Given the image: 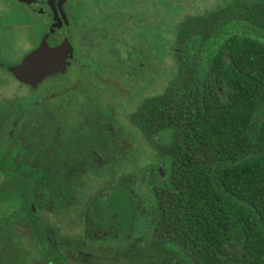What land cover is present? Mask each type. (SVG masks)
<instances>
[{
	"label": "flooded vegetation",
	"instance_id": "af4514ba",
	"mask_svg": "<svg viewBox=\"0 0 264 264\" xmlns=\"http://www.w3.org/2000/svg\"><path fill=\"white\" fill-rule=\"evenodd\" d=\"M96 1L0 0V264H128L126 254L136 264H188L170 243L155 244L157 175L167 174L160 139L142 135L131 115L133 134L126 130V105L108 108L113 99L95 87L109 79L88 60L103 50L120 61L125 36L144 30L146 45L147 27L154 50L157 0ZM63 45L64 70L36 87L15 76L30 53ZM81 89L90 106L76 112ZM140 137L160 164L126 176L141 158Z\"/></svg>",
	"mask_w": 264,
	"mask_h": 264
},
{
	"label": "trees",
	"instance_id": "16d2710c",
	"mask_svg": "<svg viewBox=\"0 0 264 264\" xmlns=\"http://www.w3.org/2000/svg\"><path fill=\"white\" fill-rule=\"evenodd\" d=\"M223 2L177 23L157 19L142 78L153 58L157 80L175 77L131 121L160 139L167 164L155 188V244L170 243L188 264H264V0ZM175 5L157 0L159 12Z\"/></svg>",
	"mask_w": 264,
	"mask_h": 264
},
{
	"label": "rangeland",
	"instance_id": "374dc122",
	"mask_svg": "<svg viewBox=\"0 0 264 264\" xmlns=\"http://www.w3.org/2000/svg\"><path fill=\"white\" fill-rule=\"evenodd\" d=\"M171 4L178 7L177 11H174L172 9H165L164 12L158 11V18L159 17H165L170 24H173L174 22H178L182 18L186 16H197V15H203L206 12L210 10H215L220 8L223 5V0H168ZM243 3H250L253 0H238ZM94 2H97L94 0ZM118 4H121V0H118ZM93 11L96 13V8L94 7ZM93 13V14H95ZM97 15L95 14L94 18H96ZM170 18V19H169ZM149 25H151L149 23ZM136 34H138L139 31H135ZM144 30L141 31V35L143 34ZM165 34L168 33V29L163 30ZM140 35V36H141ZM140 36H125L124 43L127 46V49L125 51H116V55H120V61H118V57H115V60L110 57L109 53H106L103 50L99 51H90L88 55V60L93 61L90 63L91 68L94 69L98 74H100L102 77H107L108 83L107 86L103 83L99 84L100 86L95 87V89L99 91L105 92L107 90L108 97H110V103L109 107L110 109H115L118 107L117 101H121V105H126L125 108L122 109V113L120 114V117L123 118L125 121L126 130H131V133L133 134L134 128L132 125L129 124V117L132 114V112L137 108V104L139 101H142L146 98L154 97L156 95H159L163 93L166 88H168L172 81L174 80V72L169 73L167 76H163L160 80H157V71L158 67L156 65V62H150L148 66V70L145 67V69L148 72L147 78H141L140 84H139V76L144 75L145 73L143 70V66L150 61V47L146 46L145 44H142L140 41ZM257 37L264 40V33L260 32L257 34ZM138 39V40H135ZM154 54L155 51L153 50ZM165 66H172V61L167 60ZM110 62V63H109ZM151 68V69H150ZM164 74V72H163ZM162 74V75H163ZM125 91L124 95H121V91ZM87 90L81 89V94L77 92L78 94L75 96L78 100H81L80 102L76 103L74 106L75 111L81 107H88L89 104L84 102V93ZM114 92V93H112ZM140 95V96H139ZM139 96V97H138ZM222 97L226 99V96L224 93L222 94ZM126 99V100H125ZM135 99H137L135 101ZM26 102L31 101L32 98L29 96L25 97ZM125 100V101H124ZM131 102V103H130ZM91 104V101H90ZM118 130V129H117ZM131 141V140H130ZM137 142L140 141L141 147H139V152L142 153L140 160H138L135 163V166L132 167H126L124 169V173L126 176L129 175V173H135L139 174L141 173L146 167H156L160 164L159 161L156 162V155H155V147L152 144L151 141L144 140L142 137L138 138L136 140ZM132 142V141H131ZM133 147V146H132ZM134 148V147H133ZM138 153V154H140ZM137 156H129L128 163L131 164ZM156 163V164H155ZM134 174V175H135ZM102 182V181H101Z\"/></svg>",
	"mask_w": 264,
	"mask_h": 264
},
{
	"label": "water",
	"instance_id": "95a60500",
	"mask_svg": "<svg viewBox=\"0 0 264 264\" xmlns=\"http://www.w3.org/2000/svg\"><path fill=\"white\" fill-rule=\"evenodd\" d=\"M66 54L64 45L56 51L41 47L30 53L23 64L16 67L13 72L21 82L36 87L46 77L65 69Z\"/></svg>",
	"mask_w": 264,
	"mask_h": 264
}]
</instances>
